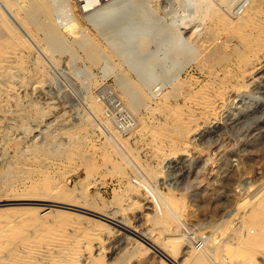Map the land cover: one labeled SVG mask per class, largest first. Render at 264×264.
Here are the masks:
<instances>
[{
	"label": "rangeland",
	"instance_id": "rangeland-1",
	"mask_svg": "<svg viewBox=\"0 0 264 264\" xmlns=\"http://www.w3.org/2000/svg\"><path fill=\"white\" fill-rule=\"evenodd\" d=\"M9 1L13 11L8 12L7 19L0 15V47L12 44L17 35L29 43L15 58L0 54L3 216L50 203L55 211H63L61 218L69 217L63 218L68 224H82L89 219L108 223L112 233L104 232L108 233L104 237L105 264H185L192 259L194 248L198 252L205 250L210 256L227 244L238 250L247 233L257 232L251 215L264 195V78L245 82V91L240 95L229 92L224 105L220 104L222 113L219 111L217 123L199 140L179 117L184 116L192 94L215 85L223 77L217 71L219 66L210 64L220 62L219 55L222 47L226 50L227 42L228 47H239L240 40L233 37V30H224L217 38L220 49L215 51L213 57L217 56V61L213 62L208 56L215 47L204 46L210 40V20H202V9L206 8L197 11L198 0H136L142 2V13L150 9L153 16L151 26L146 28H150L149 41L143 45L113 39V28L124 22V15L100 25L104 15L89 19L75 0ZM208 1L213 3V11L222 9L235 21L256 0L243 4V0ZM114 3L108 1V11H117ZM121 3L128 6L124 0ZM257 7L264 18V1L258 2ZM9 21L18 26L13 25L17 32ZM73 22L79 26L75 28ZM91 45L94 53H90ZM242 51L238 54L242 55ZM238 54L229 57L224 65L229 63L235 68L241 56ZM208 67L214 69L210 71ZM116 108L131 119L128 130H119L112 119L105 117L106 110L117 112ZM171 111L175 113L167 120L166 114ZM178 127L176 133L186 144L190 143V150H178L173 158L163 161L165 156H160L152 145L153 131L171 129L172 137ZM113 148L127 159L122 161L126 165L120 173L115 166L120 155L110 157ZM136 178L143 184L140 195L145 190L155 201L156 188L168 200L171 198L181 217L179 221L172 216L167 218L156 201L149 205L139 200L134 206L132 200L137 196L130 186ZM82 187L88 191L80 195ZM97 194L100 200L90 204L91 197ZM17 197L50 201L16 203L12 199ZM100 203H112L105 213L124 220L128 228L116 227L83 208ZM176 227L179 234L175 236L185 242L173 262L157 246L167 242ZM249 254L255 264L264 261L262 247L251 248ZM227 260L226 264H244L237 257Z\"/></svg>",
	"mask_w": 264,
	"mask_h": 264
},
{
	"label": "bare ground",
	"instance_id": "bare-ground-1",
	"mask_svg": "<svg viewBox=\"0 0 264 264\" xmlns=\"http://www.w3.org/2000/svg\"><path fill=\"white\" fill-rule=\"evenodd\" d=\"M2 1H3V3L0 4V15L2 16V18L7 19L8 18V12L13 11L12 3L9 0H2ZM36 1H38V0H36ZM108 1L102 2L101 6L98 8H94L93 10L87 11V15L89 16V17L88 16L87 17L89 19H94L98 16H102V14H103L104 15L102 18L103 21L100 22V25H103L106 23V21H112L117 16L119 19L120 16H121L120 18H122V16L124 15V16H126L125 18H122V20L124 19L123 20L124 22L121 21L122 24L118 23V25H115V27L113 28V29H116V31L113 33L114 34L113 39H115L116 41L120 40V42L123 41V42H129V43H140V45H143V43H145V41H147L148 40L147 38L149 37L148 36V30L150 28L149 29H146V28H148V26H151L150 21L153 20V19H151V18H153V16H152L151 11H149L150 9L144 14V13H142L141 9L139 8L140 5H142V2L136 3V0H124L126 2V4L128 5V6H126V5H123L121 3V0H113V1H115L114 5H116L117 11H115V10H109L108 11ZM246 1L247 0H243L242 4ZM261 1H264V0H256L255 2H252L250 9L244 11V13L239 17V19L233 21V20H230V18H228V15H226V13L221 11L222 9L219 11H217V9H216V11H213L211 9L213 7L212 2H210L208 0H198V4L200 7L197 8V9H199L197 11L201 12L200 8L201 9L206 8V9H202V10H204V12L202 13L203 14L202 20H204V18H207L208 20H210L209 32H208L210 35V40L209 41L206 40V41H208V42H206L207 44L206 45L203 44V45L206 46V48H208L209 46L215 47L214 51L213 52L211 51L212 53L209 52L211 54L208 57L212 58L211 61H213V62L217 61V56L215 55L216 56L215 59L213 56H214V54H216L215 51L220 49L216 42H217V38L219 37V35H221L223 32H225L226 30H229V29H231V31L233 30V32H234L233 37H236L240 41H239V47H235V48H231L230 46L228 47V42H227L226 50L224 47H222L223 50L221 51V54L219 55L220 57H222L220 62L217 61L216 63H214V64L211 63L210 65L219 66V69H217V71L220 70L223 74V77L218 79L216 81V84L213 82L215 85L212 84L213 86L209 87V85L207 84L208 88L202 89V87H201L202 90H200L199 92H196L195 94H192L191 97L189 99H187L188 103H189L188 108L187 109L185 108L187 106L184 107V109L186 110V112L183 114L184 116H179L181 119H183L182 123L186 124L188 132H193L194 136H199V138L195 137L196 140H199L203 135H205L204 133L206 131L209 132L211 130V127L217 123V121H216L217 117L221 115V114L219 115V111L221 110V109L219 110L220 104L223 103V105H224L225 100H226V95L229 94V92H233L236 95H240L245 91V87H246L244 84L245 82L252 81V80L258 81V80L264 78V64L262 61V57L264 56V18L261 16L260 12L257 9L258 8L257 4H258V2H261ZM197 7H198V5H197ZM128 12H130V14ZM114 16H116V17H114ZM14 17L16 18V20L18 19L16 17V15ZM33 19H35V18H33ZM37 19H35V20H37ZM28 21H30V20H28ZM37 21H39V20H37ZM10 22L11 21H9V23ZM20 23L21 22H19V24ZM10 24L16 31L17 29L15 27H18V26L13 24V25H15V27H14L12 25V23H10ZM22 24H23V22H22ZM48 24H49V22H48ZM73 24H75L76 25L75 28H77L78 24H76L74 22H73ZM213 24H215L216 27L213 26ZM70 26L73 27L74 25L72 26V24H71ZM247 30H250V31L247 32ZM16 32L14 34H17ZM150 39H152V38H150ZM14 40L15 41L13 43H12L13 40L11 41L12 44L8 43L5 47L4 46L0 47V48H2L0 50V54L8 53L10 57L15 58V57H17V55H18L17 53L23 47V45L25 46L27 43H29V42L26 43L27 40L26 39L23 40L22 37L21 36L19 37L18 35L15 36ZM22 41H24L25 44H22ZM28 46H29V44H28ZM93 46L90 49V53H94V51H95V48ZM237 46H238V44H237ZM25 47H27V45ZM95 47H97V46H95ZM85 48L87 49V46ZM142 49H144V48H142ZM145 49H146V47H145ZM241 49L243 50L242 55L238 54ZM44 50H46V49H44ZM155 52H157V51H155ZM204 52L205 51H203V53ZM49 53H50V51H49ZM208 54H206V55H208ZM235 54H238L239 56L241 55L239 57V59H238V57H236L238 59V62L236 65H234L235 68L229 66L228 65L229 63L224 65V63L229 59V57H231ZM127 56H129V54H127ZM91 60H93V59H91ZM0 62H1V60H0ZM207 62H209V61H207ZM222 63H223V65H221ZM214 66H212V67H214ZM16 68H17V66H16ZM209 68L210 67H208V69ZM211 68H210V71H211ZM215 68H217V67L215 66ZM212 69H214V68H212ZM237 69H239V70L237 71ZM215 71L216 70H214V72ZM209 73H212V72H209ZM219 73H217V74H219ZM217 74H215V75H217ZM124 75H125V73H124ZM209 75H211V74H209ZM213 76H214V74H213ZM217 77H218V75H217ZM209 78H210V76H209ZM143 81H145V80H143ZM37 82H39V81H37ZM40 84H41V82H40ZM168 97L172 98V96H170V95ZM167 99H168L167 97L164 98L165 101H167ZM185 102H187V101H185ZM156 110H159V109L157 108ZM160 110H161V108H160ZM101 111H98V113ZM174 113L175 112L171 111L168 114H166V119L170 120L169 119L170 116H173ZM180 115H182V114H180ZM178 120H179V118H178ZM215 128H213V129H215ZM179 130H180V127H178L177 129H174L173 133L175 132V134H173L172 137H170L171 136L170 134L172 131L171 129L159 128V129L153 131L152 145L154 148L158 149V153H160V156H161V154L165 156L163 161L173 158L174 153L179 152L178 150H180L182 153H185V151L187 152L190 150V146H189L190 143L186 144L184 139L182 140L181 137L179 136L180 134L179 135L177 134V133H179ZM107 138H111V137H107ZM108 140H110V139H106L107 142H108ZM110 143H111V140H110ZM113 146H115V145H113ZM115 148H117V146H115ZM115 148H113L110 151V157L111 158L116 157V154L120 155V158H117L118 159L117 165H115L116 161H114L115 162L114 165L117 166V168H118L117 172L120 173V172H122V170H124L123 168L126 165V164L124 165L122 161L123 160L126 161L127 159H126V157H124L122 155L120 150L115 149ZM129 165L131 166L132 163L130 162ZM132 170H135V169H132ZM147 171H150V169L147 168ZM123 173H125V171ZM153 181H154L153 179L150 180V182H153ZM132 182H133V185L130 186V191L134 194V196H137L136 200H132V204L136 203L140 200L142 203L147 202L149 205H152V204L154 205L155 201H156V203L158 202L157 204H159L161 207L160 208L161 212L165 213L166 217H167V215L172 216L173 218H175L177 220L179 218H181L180 215L176 213L171 198H169V200H168V198L165 197V195H163L159 190H157L156 188L155 189L153 188L154 189L153 190L154 191L153 197L155 198V201H154V199H152V197H150V194L146 193L145 190L142 191L143 196L140 195L139 190L143 186V184L141 183V181L138 178L134 179ZM98 184H101V183H98ZM144 185H146V184H144ZM87 191H88L87 187L86 188L82 187L81 191H80V195L86 194ZM12 200L16 201V203H24V202H28L31 200L50 201V200H47L44 198H38V197H35V198L17 197V198L12 199ZM96 200L97 201L100 200V197L98 194L95 195L94 197H91V201L89 203L93 204V202ZM110 206H112V203H108V205H104V204L100 203V204H97V206L93 207V208H89V207H83V208L87 209L88 212L92 213L93 215H95V216H97L103 220L110 221L116 227L128 228V225H126V222L124 220L112 218L105 213V208L111 209V208H109ZM51 207L52 206L50 203H46L43 206L37 207L36 209L27 208V209H25L27 211H25V210L19 211V212L13 211L14 213L10 214V215L7 214L5 211L7 216H5V215L3 216L0 213L1 214V216H0V264H105L106 261L104 262L103 259H104V253H105L107 243H106L104 237L107 238L108 233H109V235H110V233H112V229H111L110 225L108 223L103 222V221L97 222L98 220L96 222H94V221H91V219L86 220V221L84 220L85 222L82 224H80V223L76 224V225L75 224H68L67 221L65 220L66 222H64V219H63L66 216H63V218H61V215H62L61 213H63V211L62 212L58 211V210L55 211ZM29 210H31V211H29ZM54 211L56 212L55 214L53 213ZM5 213H3V214H5ZM72 216H74V215L72 214ZM75 217H77V216L75 215ZM67 218H69V217H66V219ZM167 218H169V217H167ZM251 219L253 221V224H255L257 226V232L253 235H251L250 233H247L246 236L243 238L244 241H243L242 246L238 250H235L234 247H231L230 245L228 246V244H227L226 246L223 247L222 250L220 249L221 251L218 252V254L215 253V254L210 256L207 254V252L205 250L202 252H198L197 251L198 249L194 248L193 251L195 253L193 254V252H192V254H193L192 259L189 261L187 260L188 262L185 264H226V263H228L227 259H231L233 257H237V259H241V261L243 260L244 264L245 263L255 264V262L253 263L254 258L249 254V252H250V249L253 247L264 248V195L261 197V199L259 201V206L257 207V209L252 212ZM70 220H72V219H70ZM82 222H83V220H82ZM179 224H180V222H179ZM130 229H132V228L130 227ZM104 232H108V233L105 234ZM177 234H179V233H178V228L176 227V229H172L170 231L168 241L167 242L162 241L161 247L157 246V250L160 251L163 256L173 259V262L177 261V260H175L174 256L177 255L178 251L181 249L183 243L185 242V241H183L182 237L177 238L175 236ZM167 250H168V252H167ZM98 251H99V253H98ZM255 260H256V258H255ZM178 264H179V262H178Z\"/></svg>",
	"mask_w": 264,
	"mask_h": 264
},
{
	"label": "built area",
	"instance_id": "built-area-1",
	"mask_svg": "<svg viewBox=\"0 0 264 264\" xmlns=\"http://www.w3.org/2000/svg\"><path fill=\"white\" fill-rule=\"evenodd\" d=\"M104 1L108 0H75V3L77 4L79 10H81L83 13H87V11L100 7ZM115 110H117V108ZM105 117L112 119L117 125L118 129L121 131L128 130L132 126L131 119L128 118L124 112H119L118 110L117 112L106 110ZM147 187L149 186L147 185ZM262 264H264V261Z\"/></svg>",
	"mask_w": 264,
	"mask_h": 264
}]
</instances>
